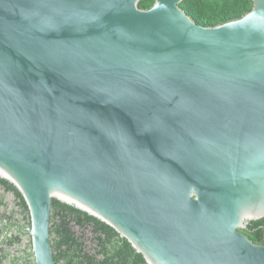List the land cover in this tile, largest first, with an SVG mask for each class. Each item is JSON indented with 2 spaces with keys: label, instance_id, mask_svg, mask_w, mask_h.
Masks as SVG:
<instances>
[{
  "label": "water",
  "instance_id": "1",
  "mask_svg": "<svg viewBox=\"0 0 264 264\" xmlns=\"http://www.w3.org/2000/svg\"><path fill=\"white\" fill-rule=\"evenodd\" d=\"M0 0V178L56 264L52 201L148 264H264V0L197 25L185 0Z\"/></svg>",
  "mask_w": 264,
  "mask_h": 264
},
{
  "label": "trees",
  "instance_id": "2",
  "mask_svg": "<svg viewBox=\"0 0 264 264\" xmlns=\"http://www.w3.org/2000/svg\"><path fill=\"white\" fill-rule=\"evenodd\" d=\"M154 0L141 2L149 9ZM181 9L199 26L216 27L236 21L253 8L252 0H185ZM0 184L21 200L26 219L30 221L27 204L18 189L0 178ZM29 222V227H30ZM241 232L254 244L264 246V219L247 223ZM51 243L56 264H148L132 245L113 228L89 214L63 203L52 201ZM9 254L0 256L3 264ZM9 264H36L34 254L24 252L11 258Z\"/></svg>",
  "mask_w": 264,
  "mask_h": 264
},
{
  "label": "flooded vegetation",
  "instance_id": "3",
  "mask_svg": "<svg viewBox=\"0 0 264 264\" xmlns=\"http://www.w3.org/2000/svg\"><path fill=\"white\" fill-rule=\"evenodd\" d=\"M29 222L21 200L0 184V256L9 254L3 264H9L16 256L22 257L26 251L31 252Z\"/></svg>",
  "mask_w": 264,
  "mask_h": 264
}]
</instances>
